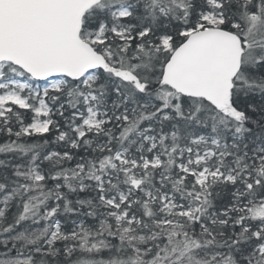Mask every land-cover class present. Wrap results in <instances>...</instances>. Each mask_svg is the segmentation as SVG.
Instances as JSON below:
<instances>
[{"label": "snow or ice", "instance_id": "snow-or-ice-1", "mask_svg": "<svg viewBox=\"0 0 264 264\" xmlns=\"http://www.w3.org/2000/svg\"><path fill=\"white\" fill-rule=\"evenodd\" d=\"M0 264H264V0H0Z\"/></svg>", "mask_w": 264, "mask_h": 264}]
</instances>
